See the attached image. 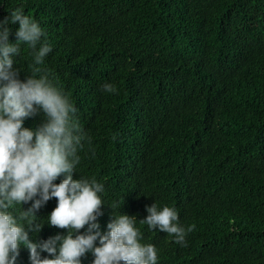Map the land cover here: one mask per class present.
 <instances>
[{"label": "trees", "instance_id": "1", "mask_svg": "<svg viewBox=\"0 0 264 264\" xmlns=\"http://www.w3.org/2000/svg\"><path fill=\"white\" fill-rule=\"evenodd\" d=\"M17 8L44 30L52 51L40 67L91 138L73 179L103 185L100 231L135 216L158 264H264V0H0V20ZM9 27L15 43L19 25ZM32 64L22 44L21 80ZM152 203L195 225L187 246L139 222ZM56 205L35 213L43 227L32 242L67 234L47 223ZM16 264H30L26 248Z\"/></svg>", "mask_w": 264, "mask_h": 264}, {"label": "clouds", "instance_id": "2", "mask_svg": "<svg viewBox=\"0 0 264 264\" xmlns=\"http://www.w3.org/2000/svg\"><path fill=\"white\" fill-rule=\"evenodd\" d=\"M15 24L19 25L16 40L10 43L9 25ZM45 35L22 8L0 20V264H16L21 247L28 250L30 264H81L89 253L94 257L92 264H158L157 248L140 242L136 217L112 216L102 233L97 220L103 215L98 195L103 185L94 178L73 179L80 163L78 153L91 138L80 127L70 97L40 67L52 51L42 39ZM22 44L33 56V75L24 80L14 68ZM104 90L117 93L112 84H105ZM36 116H41L42 123L35 131L23 127L25 119ZM60 176L64 179L54 183ZM53 198L57 205L47 223L67 234L34 243L29 233H39L43 227L36 223L35 213ZM29 202L31 207L18 216L9 211ZM145 210L147 216L140 223L187 246L186 236L195 225L181 226L172 207L160 209L152 203ZM81 229H85L82 234ZM41 252L51 258H41Z\"/></svg>", "mask_w": 264, "mask_h": 264}]
</instances>
